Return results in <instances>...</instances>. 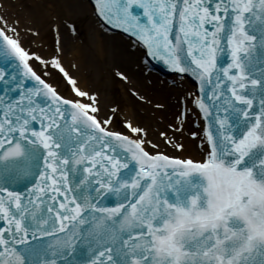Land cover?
<instances>
[{
  "label": "snow or ice",
  "instance_id": "obj_1",
  "mask_svg": "<svg viewBox=\"0 0 264 264\" xmlns=\"http://www.w3.org/2000/svg\"><path fill=\"white\" fill-rule=\"evenodd\" d=\"M91 4L102 32L145 49L146 71L178 78L175 122L154 134L106 106L65 65L59 25L46 55L0 14V264H264V0Z\"/></svg>",
  "mask_w": 264,
  "mask_h": 264
},
{
  "label": "bare ground",
  "instance_id": "obj_2",
  "mask_svg": "<svg viewBox=\"0 0 264 264\" xmlns=\"http://www.w3.org/2000/svg\"><path fill=\"white\" fill-rule=\"evenodd\" d=\"M6 10L0 9V14L6 15L9 20L19 19L21 25L30 24L37 31L33 33L21 32L27 43L34 45L38 51L46 55L56 48L57 33L59 25L61 43L64 52V63L71 69V65L77 67L71 69L79 78L82 86L98 90L103 97L104 104L111 107L114 104V81L117 77L116 69L125 71L131 77V85L121 82L120 90L125 99L128 91L134 86L141 93L150 97L152 104L142 103L146 113L154 114L145 124L154 130L166 129L170 119L177 108V101L183 88L163 83L161 76H150L151 84L146 85L144 76L139 75V70L144 73L142 63V52L132 45L128 39L119 34L102 32L95 23L92 9L86 0H6ZM74 22L79 34H73L65 25L64 21ZM184 87H190L183 82ZM68 91V90H67ZM107 91V92H106ZM164 104L163 110L154 107L155 104ZM123 114L136 119L131 100L127 99L123 107ZM194 121L191 115L188 123ZM187 127V126H186ZM155 128V129H154ZM191 131H198L195 125H191ZM184 141L188 150L193 155H199L196 145L184 135Z\"/></svg>",
  "mask_w": 264,
  "mask_h": 264
},
{
  "label": "rangeland",
  "instance_id": "obj_3",
  "mask_svg": "<svg viewBox=\"0 0 264 264\" xmlns=\"http://www.w3.org/2000/svg\"><path fill=\"white\" fill-rule=\"evenodd\" d=\"M25 42L27 43V41H25ZM53 79L56 80L57 82L63 84V82L60 80V77L57 74H54ZM147 84L149 85L148 80H146V85ZM122 85L123 84H121V82L118 79H116L114 81V87H115V89H114V96H113L114 97V104L119 105L120 110L123 113V107L126 105L127 99L128 100H131V102L133 104V107H134V110L136 111V120H138V121H140L141 123H144V124H145V122L147 120H149V122L151 123L152 121L150 119L153 118L155 115L154 114H151V113H146L144 111L145 110V107L142 105V103L137 98H135L134 96H132L129 91L127 92L128 93L127 99H125L124 96L121 93V90H120V88H121ZM66 90H67L66 87L63 88V91L64 92ZM177 110H178V105H177V108H176V111H175L174 115L170 119L171 122L173 121V119L175 120V117H176V114H177ZM151 125L153 126L152 123H151ZM116 126L117 127L120 126L119 120H117ZM188 132L189 131H186L185 132V135L186 136H187V133Z\"/></svg>",
  "mask_w": 264,
  "mask_h": 264
}]
</instances>
